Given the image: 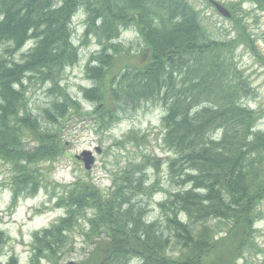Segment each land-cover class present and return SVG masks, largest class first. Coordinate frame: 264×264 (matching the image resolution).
<instances>
[{
  "label": "trees",
  "instance_id": "1",
  "mask_svg": "<svg viewBox=\"0 0 264 264\" xmlns=\"http://www.w3.org/2000/svg\"><path fill=\"white\" fill-rule=\"evenodd\" d=\"M244 2L264 12V0H241L230 9L238 12ZM78 12L84 38L100 47L85 66L91 87L82 96L93 105L90 112L59 86L78 59L70 39ZM128 29L144 48L125 64L129 53L118 42ZM237 40L210 39L188 0H0L6 48L0 55V161L10 168L13 202L46 187L38 166L64 155L68 127L80 123L104 134L124 111L142 104L162 111L161 142L173 155L167 168L179 183L159 204L160 221L147 220L144 207L132 203L155 186L144 190L141 179L145 162L158 172L154 158L124 168L108 193L91 179L57 186L54 206L65 215L34 235L31 264L47 256L56 264L65 233L87 211L94 213L84 235L88 249L74 264H235L243 258L264 201V131L257 130L262 114L243 105L249 93L232 53L250 47ZM27 42L31 48L13 59ZM38 79L52 86L55 98L41 113L46 126L26 100V84ZM129 135L136 145L137 134ZM5 241L0 233V251Z\"/></svg>",
  "mask_w": 264,
  "mask_h": 264
},
{
  "label": "rangeland",
  "instance_id": "2",
  "mask_svg": "<svg viewBox=\"0 0 264 264\" xmlns=\"http://www.w3.org/2000/svg\"><path fill=\"white\" fill-rule=\"evenodd\" d=\"M239 1L241 0H188L199 13L200 21L210 39L216 42L238 39L237 43H249L250 48L242 44L233 51L232 62L240 74V80L248 85L246 89V85L241 83L245 87V92L249 93L243 105L262 114L257 130L264 131V12L250 2H244L240 11H232L230 9L232 5ZM210 2L223 7L229 12L230 17L224 18L219 15ZM70 30V39L77 49L78 59L72 67L63 71L59 77V86L80 104L84 112H90L93 105L84 101L82 96V91L91 87L85 66L98 53L100 47L97 46L95 39L84 38V16L81 12L72 18ZM238 33H242L243 38H240ZM118 43L128 50L131 57L125 59V64L133 63L134 56L144 48L141 38L131 29L122 32ZM31 45V42H27L13 59L18 60ZM5 49V45H0V55ZM50 89L52 86L40 80H32L26 84V100L32 113L39 119L42 117V111L55 100ZM161 116L160 108L142 104L136 111H124L119 122L104 134L95 133L91 128H87V125L80 123L75 128L68 127L64 135L68 144L64 155L52 166L48 164L38 166L46 187L34 196H21L16 202H13L12 192L8 186L10 168L0 161V233H3L6 239L0 251V264H8L11 259L12 264H31L34 235L47 230L65 215L64 209L54 206L56 201L53 198L54 188L55 194L60 195L59 186H68L79 179H91L100 191L108 193L113 179L122 173L124 168L136 166L143 157L154 158L159 170L156 172L147 162L142 165L141 179L144 183L142 189L147 190L152 185L155 186L150 194L138 195L133 198L132 203L144 207L147 220L160 221L162 217L159 204L166 198V192L179 188L178 181L170 177L167 168L173 155L161 142ZM40 122L46 126L41 119ZM130 133L137 134L136 145L131 143ZM95 148L100 149L99 154L94 153ZM83 151L94 154V165L90 171H86L82 162L76 159ZM86 213L84 219H79L77 225L65 233L68 241L57 252L56 264H74L84 259L88 249L84 235L88 233V221L94 215L93 211ZM258 214L259 219L253 227V241L243 252V258L237 260L235 264H264V201L258 206ZM39 264H53V261L47 256L41 259ZM202 264L220 263L218 260L212 262L208 259Z\"/></svg>",
  "mask_w": 264,
  "mask_h": 264
},
{
  "label": "water",
  "instance_id": "3",
  "mask_svg": "<svg viewBox=\"0 0 264 264\" xmlns=\"http://www.w3.org/2000/svg\"><path fill=\"white\" fill-rule=\"evenodd\" d=\"M212 6L215 8L218 14L221 15L222 17L224 18L230 17L229 12L225 10L223 7H221L220 5H218L217 3L212 2ZM94 153L99 154L100 149L95 148ZM76 159L82 162L83 167L86 171H90L92 166L94 165V154L90 151H83L79 156H76Z\"/></svg>",
  "mask_w": 264,
  "mask_h": 264
}]
</instances>
